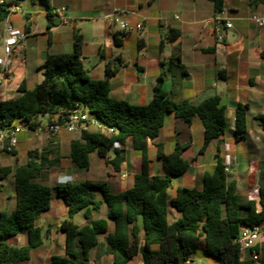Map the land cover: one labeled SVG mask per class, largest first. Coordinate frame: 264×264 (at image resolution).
Returning <instances> with one entry per match:
<instances>
[{
  "label": "trees",
  "instance_id": "16d2710c",
  "mask_svg": "<svg viewBox=\"0 0 264 264\" xmlns=\"http://www.w3.org/2000/svg\"><path fill=\"white\" fill-rule=\"evenodd\" d=\"M211 1L217 10L222 9L224 0ZM9 15L10 10L0 6V24ZM53 20L48 7L49 30L56 26ZM125 35L126 32H116L115 44L121 45ZM177 37L178 32L171 30L167 39L174 41ZM73 45L72 53L48 55L39 85L31 90L22 85L18 96L0 101V132L18 125L35 130L42 125L41 117L48 124L63 123L79 106L102 127L114 132L83 130L78 139L70 141L66 156L53 138L43 149L28 151L26 163L14 171L10 167L0 171V179L13 172L15 187L14 209L9 214L0 213V264L28 261L32 251L43 245L45 235L39 219L51 209L53 198V187L45 180L64 158L80 169H90L96 154L118 172L125 161L129 139L133 150L141 154L131 189L116 194L106 183L91 181L55 186L58 197L68 207L60 227L66 235V249L64 255H52L49 264H89L91 251L98 247L112 257V264H131L137 256L141 257L140 264H193L202 240L205 253L219 260V264H256L241 257L238 237L242 224L264 225V172L257 200L237 193L235 182L229 181L225 171V159L219 155L213 170L204 174L201 188L174 189V179L183 176L190 165L183 156L190 145L177 142L171 153L165 152L163 144H155L159 163L155 173H151L149 139L155 142L159 137L167 114L189 124L199 118L205 148L225 136L227 108L219 107L221 98L213 95L198 104L173 101L164 90L166 75L161 73L149 104L134 105L116 99L111 95L110 79L119 67L107 62L104 79L94 80L83 64L84 39L79 31L74 34ZM261 57L264 59V48ZM258 120L264 132V114ZM248 133V110L239 105L235 111L236 141L247 140ZM12 154H16V149ZM103 207L106 218L93 219V214ZM80 212L85 219L83 225L74 221ZM19 234L27 236L26 244H11L9 240Z\"/></svg>",
  "mask_w": 264,
  "mask_h": 264
},
{
  "label": "crops",
  "instance_id": "0c3cea01",
  "mask_svg": "<svg viewBox=\"0 0 264 264\" xmlns=\"http://www.w3.org/2000/svg\"><path fill=\"white\" fill-rule=\"evenodd\" d=\"M5 1V7L10 10L9 21L26 32L27 37L23 49L15 50L12 56L14 71L0 87V101L18 96L22 85L29 90L39 85L44 79L43 67L48 55L72 53L74 34L79 31L84 39V67L86 59L90 63L100 60L106 64L112 61L119 67L118 73L110 79L111 95L116 99L133 102L134 105L149 104L157 77L164 73V90L173 101L187 100L198 104L213 95L225 100L228 122L226 134L222 139L212 141L206 148L204 128L199 118H194L189 124L172 114L166 115L159 137L155 142H149L152 174L159 163L156 143L163 144L166 153H171L177 142L189 144L190 159L185 154L183 156L190 165L187 172L178 178L180 186L190 184L201 188L204 174L213 170L218 155L223 159L228 155L231 158L229 181L235 182L240 196L257 200L264 172V132L258 120L264 114V59L261 57L264 27H259L252 17H264L262 0H224L221 10H217L211 0H52L51 3L47 0ZM11 6L16 9L12 11ZM48 7L51 13L54 8L65 7L73 23L68 27L57 26L54 16L56 26L49 30ZM116 12H119L116 17L118 20L132 26L143 24L141 31L126 32L119 46L115 44L114 34L125 31L116 29L120 27L119 24L107 19L108 15ZM228 22L232 24L231 29L226 27ZM3 28L4 22L0 24V57L4 56ZM171 30L178 32L174 41L167 39ZM162 41L165 42L164 46L161 45ZM117 48L122 52L118 54ZM125 50L130 51L128 56L124 54ZM42 51L47 52L45 59L39 57ZM85 70L90 75L91 70L86 67ZM239 105L246 106L248 110L249 133L248 139L244 141H236L234 136L235 111ZM90 128L88 126L86 130ZM21 133L25 134L26 141L30 143L28 151L36 148L41 150L55 138L53 140L59 144L61 151L64 147L67 149V154L70 141L78 139L81 134L66 130L55 137L31 130ZM41 143L43 145L39 148ZM244 143L248 147L247 152ZM19 145L21 139L18 138L16 154H10L11 162H1L0 155V171H5L7 167L14 171L26 163L27 156L25 161L19 160ZM131 151L132 139H129L125 161L118 172L112 164L105 163L103 182L113 193L124 192L133 187L132 176L138 171V167L137 170L133 169L129 155ZM102 161L104 160L98 157L96 163L100 164ZM70 165L73 164L64 158L61 165L45 180L47 185L53 187V198L58 197L55 189L57 184L77 182L75 173L65 169ZM0 185V213L9 214L15 207L13 172L0 179ZM102 211V216L93 214L92 218H106L104 207ZM63 219L61 221L59 218L55 227L50 226L46 230L43 227V245L32 251L30 260L20 264H49L52 255L65 254L66 246L58 238L60 232L64 233L60 230ZM263 237L264 225L261 226V237L256 248L262 263ZM26 240L25 234H19L9 242L21 246L26 244Z\"/></svg>",
  "mask_w": 264,
  "mask_h": 264
},
{
  "label": "built area",
  "instance_id": "2783aa9c",
  "mask_svg": "<svg viewBox=\"0 0 264 264\" xmlns=\"http://www.w3.org/2000/svg\"><path fill=\"white\" fill-rule=\"evenodd\" d=\"M52 2V0H47ZM5 0H0V6L5 5ZM12 11L16 7L11 6ZM53 15L56 17L57 26H69L73 23L71 17L67 13L65 7L54 8ZM119 15V12L110 14L107 16V19L111 23L119 24L120 28L125 32H135L141 31L143 24L138 23L135 26L128 24L125 21L118 20L116 17ZM10 16V15H9ZM9 16L4 21V56L0 57V87L3 85L4 81L13 74L14 64L12 61V56L14 55L15 50H21L24 47V40L27 37V33L23 30L15 27L10 21ZM178 18V16H176ZM252 19L256 22L259 27H264V17L253 16ZM228 29L232 28V24L228 22L226 24ZM223 36H220L222 39ZM88 126H96L102 131L112 134L114 132L111 128H104L101 124L92 119L89 113L84 110L81 106L77 107L71 112L68 119L63 123H46L44 126H39L35 130H31L28 127L23 125H18L11 130H6L0 133V149L4 152L12 154L18 144L17 134L21 133L24 130H31L38 134L45 132L50 136H57L61 131L66 130L70 133H77L86 130ZM231 165V158L227 155L225 158V171L229 174ZM261 237V226H248L242 224L240 226L238 244H239V253L241 257L247 258L256 262L260 260V254L256 250L258 243ZM248 253V254H247Z\"/></svg>",
  "mask_w": 264,
  "mask_h": 264
},
{
  "label": "rangeland",
  "instance_id": "374dc122",
  "mask_svg": "<svg viewBox=\"0 0 264 264\" xmlns=\"http://www.w3.org/2000/svg\"><path fill=\"white\" fill-rule=\"evenodd\" d=\"M64 27H66V26H64ZM119 28L120 27H116V29H119ZM116 51L118 54L120 52H122V50L118 49V48L116 49ZM46 53H47L46 51H42L39 54V57L44 59V56ZM129 53H130V51H128V50L124 51V54L126 56H128ZM85 65H86L85 67L88 70H91L90 71V77L92 79H94V80L104 79V77H105V63H104V61L98 60V61L90 63L88 61V59H86ZM118 97L120 98V96H118ZM129 103L133 104V102H129ZM39 120L41 121V123H44V124L47 123L46 120L42 117L39 118ZM96 129H98V127H96V126H91V128H90V130H96ZM17 137L19 139H21V145H19V147H18L19 160L25 161L26 156H27V151H28L27 147L30 145V143L26 141V136L24 133L17 134ZM44 144L46 145V141L44 142ZM40 145H43V144L42 143L39 144V148L41 147ZM36 149L38 150V148H36ZM244 149L246 152L248 151V147L245 143H244ZM66 150L67 149L65 147L62 149V151H61L62 155L65 156L67 154ZM213 151H215V149ZM0 152H2L0 154L2 157L1 162L4 161V163H5L7 160L8 161L11 160V155L9 153L2 151V149H0ZM184 154L187 158L189 157V159H190L191 151L189 149L185 150ZM129 155H130L131 160H132L133 169L137 170V167L141 164V154L139 152L133 150L129 153ZM210 159L212 160L213 157H211ZM96 161H98V157L96 154H94V156L92 157V167H90V169H80V168L76 167L75 165H70L69 167H66L65 169H67L70 172L75 173V175L77 177V182L91 181V182H102V183H104L103 182L104 181V176H103L104 170L103 169L106 168V164L104 161L100 162V164L96 163ZM179 180L180 179H178V178L174 179V181H173V188L174 189L177 188L178 186H180ZM189 187H192V186L189 184ZM173 191L174 190L171 189L170 192H173ZM67 214H68V207H67L64 199L59 198V197H54L52 199L51 209L42 213V215L39 219V225L44 227L45 230L48 229L50 226L55 227L57 225V222L59 221L58 219L60 218L62 221V219L64 217H67ZM94 214L96 216H102L104 214V212L102 211L100 213H94ZM74 221H75V223H78V224L85 223L83 213L80 212L77 215H75ZM60 223H59V226L61 225ZM58 238H59V241H62L63 245H65L64 233L60 232V235ZM60 252L58 251V253H60ZM34 255H36V254H34ZM42 255H44V254H42ZM140 263H141V257L140 256L135 257L131 261V264H140ZM255 263L256 264H263L261 259L259 261H256ZM89 264H112V257L104 254L102 249L98 247L92 251ZM193 264H219V260H217L213 256L207 255L205 253L204 241L202 240L200 243L199 250L197 251V253L193 257Z\"/></svg>",
  "mask_w": 264,
  "mask_h": 264
},
{
  "label": "water",
  "instance_id": "95a60500",
  "mask_svg": "<svg viewBox=\"0 0 264 264\" xmlns=\"http://www.w3.org/2000/svg\"><path fill=\"white\" fill-rule=\"evenodd\" d=\"M47 57V54H45V56H44V59ZM225 100L224 99H222L221 101H220V103H219V107H222V106H224L225 105ZM149 142H151V139H149ZM111 154H112V156L113 157H115L116 155H115V153H114V151L113 150H111ZM65 220V218L63 219V221Z\"/></svg>",
  "mask_w": 264,
  "mask_h": 264
}]
</instances>
